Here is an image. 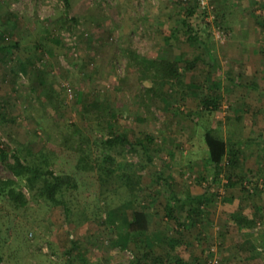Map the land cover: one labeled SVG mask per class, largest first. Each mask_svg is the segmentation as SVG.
<instances>
[{
    "label": "rangeland",
    "instance_id": "1",
    "mask_svg": "<svg viewBox=\"0 0 264 264\" xmlns=\"http://www.w3.org/2000/svg\"><path fill=\"white\" fill-rule=\"evenodd\" d=\"M178 2L68 0L63 22V0H0L4 38L20 43L0 65V143L30 163L52 152L50 168L77 180L63 196L68 216L25 188L18 189L22 205L0 200V264H133L151 246L163 254L177 221L186 222L187 244L177 253L187 264H264V30L253 19L264 17V0H200L188 20L193 43ZM195 56L185 98L175 92L158 107L136 64L163 58L183 67ZM207 94L219 98L212 113L196 106ZM109 123L132 144L93 137L91 129L111 139ZM207 128L240 152L234 173L242 182L214 179ZM122 174L132 177V192ZM0 178H13L1 162ZM186 192L202 198L193 227L180 207ZM168 203L177 209L171 218ZM139 209L150 215V228L136 236L127 226ZM162 264L174 263L165 257Z\"/></svg>",
    "mask_w": 264,
    "mask_h": 264
},
{
    "label": "trees",
    "instance_id": "2",
    "mask_svg": "<svg viewBox=\"0 0 264 264\" xmlns=\"http://www.w3.org/2000/svg\"><path fill=\"white\" fill-rule=\"evenodd\" d=\"M64 14L62 21L68 20V0H63ZM179 11L181 12L180 22L183 27L186 28L187 41L195 42L198 40L197 34L191 29L188 20L191 17H195L197 11L201 8L200 0H179L178 4ZM205 11H203V14ZM255 24L264 30V17L261 15H253ZM4 23L0 25V65L7 64L10 56L13 55V51L20 48L19 41L17 42H6L5 33L7 30L4 29ZM6 31V32H5ZM193 31V34H192ZM199 57L195 56L191 60H184L185 64L183 67L178 65L177 61L163 59V58H146L142 59V64L137 65L136 68L138 72H141L143 77L151 82L153 87V94L151 98L155 101V104L159 107V103L167 104L172 100L173 94L178 92L180 99H184L188 93L186 88V77L188 73L195 67L199 61ZM13 74V79L17 78L18 71L11 69ZM139 94H142L141 90H138ZM142 98V95H140ZM144 103V102H143ZM148 112L150 111V106L145 105ZM198 109L208 111L209 113L214 112L219 107V98L213 94H207L203 98L199 99L196 103ZM188 117H191V112H186ZM103 114V113H102ZM100 128L105 127L102 123L98 124ZM110 127L109 133L112 135L111 139L103 140L102 136H96L91 129V134L95 139L101 140L102 143L108 144L110 146L120 143V144H132L127 138H123L113 131L112 123L107 125ZM202 139L204 146L207 151V165L212 168L214 179H218L221 174H225L228 186H234V179L244 180V177L235 175L234 171L239 164L240 152L234 150L233 142L226 141L220 134L216 132L214 128H207L202 134ZM145 141L149 145L154 144V139L151 135H145ZM143 149L147 150V147L142 144ZM43 158L38 164L30 163L25 160V157L21 155L19 150H12L11 152L0 143V162L11 171L13 178L1 179L0 178V200L9 198L11 201L18 202L20 205L24 204L26 198L19 192V188H25L31 197L37 201L41 198L44 202H48L51 207L62 206L65 214L68 216V202L63 200L64 194L70 189L77 188V180L74 173H68L67 171L56 172L51 169L52 152H42ZM124 180V185L127 189L132 192L134 190V182L132 177L128 174L121 175ZM138 181V180H137ZM137 186V185H136ZM251 194L246 188L244 189ZM243 190V191H244ZM171 196L174 200H179L171 188ZM9 196V197H8ZM201 196H193L189 192H186L185 199L180 203L182 209L187 207L186 215L191 220L190 226H196L199 217L201 216ZM9 200V201H10ZM172 202V201H171ZM49 205V206H50ZM166 215L167 217H172L173 214L177 212V209L173 204L168 203L166 205ZM194 211V216L191 217V212ZM193 214V213H192ZM186 217V218H187ZM186 222L177 221V227L173 230V233L167 234L163 238V254H155L156 247H149L148 251L142 253V255H137L136 258L132 260L133 264H146L148 257L152 258L151 264H162L163 259H172L174 264H187L186 261L177 253V248L182 244L186 246L184 242V235L180 230V227L185 226ZM128 231L135 234L136 236L143 235L150 228V215L144 210H135L128 221ZM1 261V257H0Z\"/></svg>",
    "mask_w": 264,
    "mask_h": 264
},
{
    "label": "built area",
    "instance_id": "3",
    "mask_svg": "<svg viewBox=\"0 0 264 264\" xmlns=\"http://www.w3.org/2000/svg\"><path fill=\"white\" fill-rule=\"evenodd\" d=\"M212 264H215L216 263V261L214 260L213 262H211Z\"/></svg>",
    "mask_w": 264,
    "mask_h": 264
}]
</instances>
